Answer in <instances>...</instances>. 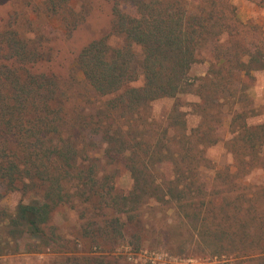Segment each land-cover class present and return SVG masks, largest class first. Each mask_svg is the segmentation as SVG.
<instances>
[{"label":"trees","instance_id":"trees-1","mask_svg":"<svg viewBox=\"0 0 264 264\" xmlns=\"http://www.w3.org/2000/svg\"><path fill=\"white\" fill-rule=\"evenodd\" d=\"M105 1L109 35L122 44L110 45L106 35L74 59L93 96L104 98L92 114L71 116L72 98L47 67L55 55L28 14L13 10L0 20V259L53 253L56 264H121L112 248L152 202L170 213V228L184 230L190 244L216 257L264 264V185L242 182L264 173V122H248L257 113L247 102L252 73L264 68L261 43L249 39L251 29L230 0ZM69 2L43 0L32 12L74 28L65 13ZM135 47L142 53L139 69ZM208 48L206 74L190 81L192 65ZM182 94L198 98L189 105L199 116L195 127H187ZM161 99L176 102L152 140L118 124L124 120L132 129ZM219 143L232 160L223 169L204 154ZM97 147L105 164L124 167L128 191L98 165ZM14 192L27 201L10 211L2 201ZM74 201L102 218L81 213V238L97 252L77 250L53 224L55 212Z\"/></svg>","mask_w":264,"mask_h":264},{"label":"rangeland","instance_id":"rangeland-1","mask_svg":"<svg viewBox=\"0 0 264 264\" xmlns=\"http://www.w3.org/2000/svg\"><path fill=\"white\" fill-rule=\"evenodd\" d=\"M43 0H0V20L8 18L13 10L24 11L32 19L39 29L38 38H42L52 48L55 59L47 64L60 79L63 88L72 98L70 114L74 116L79 113L92 114L95 108L104 98L94 97L83 81L82 74L77 70L74 59L87 43L109 35L110 33V8L105 0H70L69 7L65 13L75 23V26H67L59 19L50 17L48 13L37 11L32 8L40 6ZM235 6L239 19L251 29L249 39L254 43H261L264 50V0H230ZM260 5V6H259ZM262 31V34L259 33ZM108 42L112 46L122 44V38L109 35ZM251 49L253 47L251 46ZM135 53L134 66L139 69L142 58L138 47L133 49ZM211 49L201 52L198 61L192 65L189 71L190 81L197 82L203 77L211 60ZM253 81L247 89L249 107L254 109L256 116L250 117V124L264 122V68L252 73ZM142 80L135 85H140ZM83 96L88 102H82ZM179 104L183 111L189 112L186 117L187 127H195L199 122V116L191 114L189 105L198 102L193 94H182ZM176 101L173 99H161L150 106L143 120L137 124L133 123L132 129H128L124 120L118 124L128 134L136 135L137 139L152 140L155 131L153 128L162 126L170 108ZM147 117L146 120H144ZM154 122V123H151ZM230 118L224 119L225 127H228ZM205 156L216 165V169H223L232 165V160L224 144L205 150ZM94 157L98 158V165L104 167V171L114 176L115 186L121 190L128 191L131 183L126 170L121 164L108 165L101 158L99 147L96 148ZM207 175L213 170L202 169ZM234 170V169H233ZM242 182L245 184L264 185V173L254 171ZM27 201L19 192L8 194L2 201V205L13 211L19 201ZM60 207L53 216V224L65 240L72 242L77 250L96 251L94 246L86 244L81 238L85 222L81 213H88L90 207L74 201ZM87 215V214H86ZM93 217L88 213L86 218ZM170 213L155 203H150L140 213V218L128 223L125 230V238L112 248V254L116 256L121 264H247L238 257H216L202 248L187 242L188 234L184 230L174 231L170 228ZM97 221L101 217L95 218ZM74 247V246H73ZM105 246L104 248H111ZM58 256L53 253L8 255L0 259V264H56Z\"/></svg>","mask_w":264,"mask_h":264}]
</instances>
